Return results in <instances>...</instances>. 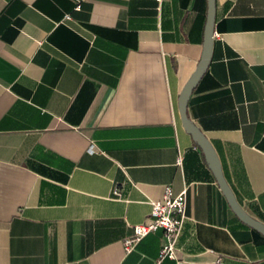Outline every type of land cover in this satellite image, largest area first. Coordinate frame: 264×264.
Listing matches in <instances>:
<instances>
[{"label":"crops","instance_id":"obj_1","mask_svg":"<svg viewBox=\"0 0 264 264\" xmlns=\"http://www.w3.org/2000/svg\"><path fill=\"white\" fill-rule=\"evenodd\" d=\"M208 11L209 0H0V264H264V233L236 214L180 117ZM187 112L264 223V0H216ZM166 185L188 189L177 258L159 261L162 229L126 252Z\"/></svg>","mask_w":264,"mask_h":264},{"label":"water","instance_id":"obj_2","mask_svg":"<svg viewBox=\"0 0 264 264\" xmlns=\"http://www.w3.org/2000/svg\"><path fill=\"white\" fill-rule=\"evenodd\" d=\"M215 21H216V0H209V11H208L207 23L205 27L203 54L196 71L188 80V82L185 84L180 94V99H179L180 117L184 129L189 134L192 135L193 139L202 148L210 164V167L212 168L222 190L224 191L230 205L232 206L236 214L245 223L249 224L250 226L264 233V223L249 215L248 212L239 203L234 191L232 190L231 186L229 185L224 175L221 160L214 146L212 145L208 137L203 133V131L196 124L192 122L187 112L189 98L193 90L195 89V87L197 86V84L200 82L201 78L205 74V72L208 70L211 62L213 40L215 35Z\"/></svg>","mask_w":264,"mask_h":264},{"label":"built area","instance_id":"obj_3","mask_svg":"<svg viewBox=\"0 0 264 264\" xmlns=\"http://www.w3.org/2000/svg\"><path fill=\"white\" fill-rule=\"evenodd\" d=\"M80 8V4L77 5ZM71 19L69 14L66 20ZM95 150L94 145L91 151ZM183 157L178 159V165L182 166ZM187 192L185 187L181 192L176 193L171 185H166L164 195L160 200H150L151 210L147 221L133 225V234L124 238L123 243L126 252L135 250L138 243L148 234L159 229L164 231L165 241L159 254V261L165 257L177 258V239L183 225L189 216L187 214ZM115 194L120 195V189H115Z\"/></svg>","mask_w":264,"mask_h":264}]
</instances>
